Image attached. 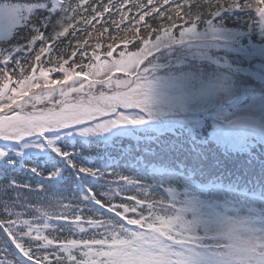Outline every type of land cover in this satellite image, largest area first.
I'll use <instances>...</instances> for the list:
<instances>
[{
	"label": "snow or ice",
	"instance_id": "1",
	"mask_svg": "<svg viewBox=\"0 0 264 264\" xmlns=\"http://www.w3.org/2000/svg\"><path fill=\"white\" fill-rule=\"evenodd\" d=\"M0 264H264V0H0Z\"/></svg>",
	"mask_w": 264,
	"mask_h": 264
}]
</instances>
